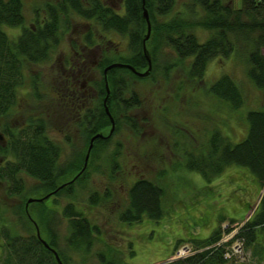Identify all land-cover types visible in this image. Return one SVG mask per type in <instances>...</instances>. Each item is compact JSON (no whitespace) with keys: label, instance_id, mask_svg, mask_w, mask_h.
Wrapping results in <instances>:
<instances>
[{"label":"rangeland","instance_id":"1","mask_svg":"<svg viewBox=\"0 0 264 264\" xmlns=\"http://www.w3.org/2000/svg\"><path fill=\"white\" fill-rule=\"evenodd\" d=\"M102 1L110 4L109 6L119 14L123 13V0ZM230 1L235 8L241 6V0ZM23 2L24 25L28 26L33 22L34 9L39 7L32 4L33 0ZM172 13H180L185 18L202 17L200 9L196 6L192 8L188 0H176ZM59 14L61 42L52 50L50 60L41 64L23 62L24 83L18 87V100L8 117V123L11 125H17L28 116H33L36 110V104L33 103L39 93L45 99H51L53 92L57 91L56 83L61 79L57 63L63 58L66 59L72 50L81 51L85 43L83 36L90 30L89 23L76 15ZM4 29L9 37L19 34V29ZM194 31L201 42L209 35V32L201 27H196ZM100 32L102 31L95 32L97 44L92 46L93 48L86 44L92 49L99 48L101 52V57H96L98 66L88 73L87 84L94 90L87 92L88 97L92 98L89 101L90 109L100 106L106 96L102 79L106 66L103 64H107L105 60L110 64L123 63L119 58L131 56L127 38L112 32ZM154 37L151 23L148 39L151 41L146 43L150 58L153 56ZM154 50L155 69L151 68L145 77H139L131 71L132 74L117 72V79L126 80L127 87L136 93L139 106L125 115L117 111L118 122H115L109 143L97 151L89 166L88 161L89 169L85 179L74 184L72 198L51 194L42 203L34 201L26 209V201L29 198L39 199L51 192H43V196H40L42 192L34 190L36 182L28 177V193L23 198H11L5 195V184L0 181V204L4 211L0 226L11 224L16 232H28L33 226L24 216V209L26 212L29 210L36 227L43 216L55 215L59 221V249L63 251L68 264H100L97 256L99 253L115 256L114 261L117 264H170L189 256L192 253L189 239L208 237L217 226L221 214L236 220L235 224L230 226L233 230L229 234L225 233L223 241L236 235L238 227L256 210L262 193L261 186L247 169L234 165L228 166L219 177L207 183L200 174L185 168L182 153L185 149L201 147L215 129L228 136L232 142L241 141L247 133L246 111L260 107L264 97L249 80L247 60L242 53H232L228 58L216 57L207 65L201 81H190L188 62L180 64L175 54L165 48ZM89 57L87 65L91 66V62L95 60L94 54L89 52ZM147 68L148 65L134 69L143 73ZM223 75L230 77L239 88L244 103L242 107L234 109L210 92V86ZM102 88L103 95L99 94ZM45 104L49 105L48 102ZM56 104V120L47 135L61 146V160L74 162L71 163L72 168L76 167L61 180L62 183L71 181L82 169L90 138L81 133L80 127L74 130L73 127L64 126L59 112L60 105L58 102ZM125 116L131 117L133 128ZM6 123L5 118L0 120V134ZM110 128L111 123L103 130L104 136H108ZM73 131L79 136L77 140ZM65 135H68L67 138ZM113 153H119L113 163H117V167L121 168L115 172L110 171V155ZM111 176H114V179H111ZM139 177H145L162 188L164 216L159 221L144 220L141 223L124 224L119 221L118 215L128 204L127 189ZM106 190L111 191L109 200L101 201L98 205L89 203L92 193L98 191L102 194ZM70 202L91 226L99 230V234L92 236L90 247L83 241L78 243V249L73 250L68 249L64 242L67 221L62 218L61 213L63 207ZM41 211L44 212L42 217ZM59 218L63 220L61 223ZM227 223L223 224L222 228L225 229ZM42 237L47 240L46 233H43ZM233 250L229 264H254L249 252L240 249L237 242L234 243ZM5 254L6 250L0 242V264H4Z\"/></svg>","mask_w":264,"mask_h":264},{"label":"trees","instance_id":"2","mask_svg":"<svg viewBox=\"0 0 264 264\" xmlns=\"http://www.w3.org/2000/svg\"><path fill=\"white\" fill-rule=\"evenodd\" d=\"M188 1L192 8L196 6L200 9L202 17L185 18L180 13H172L176 0H144V3L142 0H123L122 14L114 12L108 5H103L101 0H70L68 5H57L55 12L49 14L43 24H38L36 28H24L18 40L13 41L3 31V26H18L24 23L20 5L16 0H0V120L6 113L10 115L16 105L18 87L24 83L23 62H45L49 49L58 44L61 17L59 12L76 15L89 23L90 30L83 36L88 45L93 44V36L97 30L114 32L127 38L131 56L119 58V61L138 70L147 65L142 52V40L146 32L143 9L146 8L155 35L152 44V70L155 69L154 49L165 48L175 54L180 64L188 62L190 81H201L207 65L216 57L228 58L232 53H242L247 60V76L253 87L264 97V0H241L239 8H235L230 0ZM196 27L209 32L202 42L195 34ZM147 41L150 43L151 40ZM105 61L107 64L103 65L110 64ZM117 72L130 71L115 67L107 72L110 93L106 105L115 122H118L117 111L125 115L139 106L136 94L124 93L127 91V83L123 78L117 79ZM209 90L234 109L244 104L239 88L226 75L214 82ZM103 93L102 88L99 94ZM39 97L44 96L39 93ZM125 119L133 128L131 117L125 116ZM245 120L247 133L241 141L232 142L228 136L215 129L201 147L185 149L182 158L185 168L200 174L207 183L219 177L228 166L247 169L263 191L256 210L238 227L236 235L225 242L222 239L225 233L229 234L233 230L230 226L234 225L236 220L223 214L219 215L217 226L209 236L189 239L192 253L170 264H229L233 256L227 258L226 254L231 253V247L236 242L241 244L244 252H249L254 264L264 263V102L258 108L247 110ZM86 122L89 138L96 133H102L110 124L102 104L88 109ZM42 123L40 119L37 128L33 116L30 115L23 125L7 128L9 139L5 145L0 141V181L5 184L7 197L23 198L29 190L26 185L28 177L36 182L34 190L42 192L40 196H43V192L46 194L55 191L61 180L76 168H72L71 163L74 162H64L60 159L62 149L59 144L48 142L43 137ZM5 128L4 125V132ZM110 137L94 140L88 166L97 151L109 143ZM118 154L110 155L111 172L121 169L120 166L117 167V163H113ZM110 178L114 179V176ZM73 191L74 183H67L54 192L53 196L64 195L71 199ZM110 192L106 190L102 194L98 191L92 193L89 203L98 205L101 201L109 200L112 196ZM126 193L128 204L118 215L120 222L135 224L144 220L159 221L163 218L164 192L160 186L145 177H139ZM24 211V216L33 226L30 230L27 229L28 232H16L11 224L0 226V242L6 250L4 264H59L53 251L57 253L62 264H68L63 251L59 249V221L55 215L42 217L44 212L41 211L42 218L37 228L29 210ZM3 212L0 204V218ZM61 216L67 221V235L64 237L67 248L78 249V243L83 241L90 247L92 236L99 234L97 227L91 226L71 202L63 207ZM59 219L61 223L63 220ZM225 223L228 225L224 229L222 227ZM37 229L42 240L43 233L47 234V240L44 241L50 249L37 236ZM97 256L100 264H117L113 255L99 253Z\"/></svg>","mask_w":264,"mask_h":264},{"label":"flooded vegetation","instance_id":"3","mask_svg":"<svg viewBox=\"0 0 264 264\" xmlns=\"http://www.w3.org/2000/svg\"><path fill=\"white\" fill-rule=\"evenodd\" d=\"M4 1L7 2L8 0H4ZM16 1L20 5L21 15L23 16L24 23H25V15L23 13L24 2H23V0H16ZM67 2L70 3V0H33L32 4L37 5V7H39V8L34 9L33 22L30 23L28 26H25L24 23L20 24L18 26L4 25L3 31L5 32L4 28L14 29V30L19 29V34L17 36H11L12 38L9 37V35L5 32L11 40L17 41L18 38L21 36L24 28H31V27L36 28L38 24L39 25L43 24L47 20V18L49 17V14L55 12V9H54L55 6L54 5H68ZM101 3L103 5H108V6L110 5V4H106L102 0H101ZM42 5H44V6H42ZM110 8L114 12H116L114 10V8H112V7H110ZM116 13H118V12H116ZM100 33H102V32H100ZM104 33H110V32H104ZM112 33H114V32H112ZM114 34H116V33H114ZM93 38H94V40L92 42L93 45H90V47L95 46V44H97L96 43L97 36L94 35ZM60 42H61V39H59L58 44ZM86 44L87 43H83V47H82L81 51H76V50L73 51L72 50L71 52L73 53V55H71V52H70V55L66 59L63 58V60H61L57 63V70L60 71V73H61V74H59V77L61 79L58 83H56L58 85L56 87L57 91L53 92V94L51 95V99L47 100V99H45V97H39L38 96L35 99V102L33 103V104H36V105H34L36 107V110L33 114V120L35 122V126L38 128V125L40 124V119H42V122H43L42 123L43 124L42 135H43V137H45L48 140V142L55 143L54 139H51L48 135H49L50 128L54 125L53 122L56 120V114H57L56 110H55V105H57L56 102H58V104L60 105L59 112H60V117L62 118L64 126L67 125L68 128L73 127L74 130L77 127H80L82 129L81 133L83 135H85V137L87 135V133H86V126H87L86 119H87V113H88V109H89V101H90V99H92L91 97H88L87 92H88V90H90V91L93 90L92 86L87 84V81L89 80L88 79L89 78L88 73L90 72V70H94V67L98 66V61L96 60V57H98V58L101 57V52H100L99 48L92 49L93 47L89 48V47H87ZM127 44H128V40H127ZM57 45H55L54 47H51V49H49L48 59L45 62L50 60V58L52 57L51 56L52 50ZM85 50H86V52H85ZM89 52H92L94 54V59H95V60H93L94 62L93 61L91 62V64H90L91 66L87 65L89 58H90ZM42 63H44V62H42ZM36 64H38V63H36ZM39 64H41V63H39ZM123 64L128 65V63H123ZM122 68L128 69L133 74L137 75L134 71H132L128 67H122ZM138 72H140V71H138ZM102 79H104L103 74H102ZM126 88H127V91L124 93H126L127 95L136 94L134 91H131L130 88H128L127 86H126ZM17 100L18 99L16 97V101ZM103 100L104 99H102L101 103H102V106L104 109ZM45 102L46 103L48 102L49 105L45 104ZM9 116L10 115L8 113H6L5 116L3 117L7 121V123L5 124V127H6L5 132L3 129L1 132L2 139H0V141L2 142L3 145H5L9 139V135L7 133V128H9V127L12 128L13 126L23 125V123H25V121H26V119L25 120L23 119L17 125L16 124L11 125L10 123H8V117ZM73 133L75 134V140H77V138L79 136L74 131H73ZM67 136L65 135L64 137L67 138ZM92 136L93 135H91V137ZM67 142H69V141H67ZM61 154H62V152H61ZM60 159H62V155L60 156ZM74 166H77V165H74ZM85 175H86V168H85V170H83V172H81L79 174L76 173V175H74V177H73L74 178L73 181L68 180V181L62 182V183H60L59 186L61 187L67 183H72V182L74 184H76L77 182L84 180ZM52 196H53V194H52Z\"/></svg>","mask_w":264,"mask_h":264},{"label":"water","instance_id":"4","mask_svg":"<svg viewBox=\"0 0 264 264\" xmlns=\"http://www.w3.org/2000/svg\"><path fill=\"white\" fill-rule=\"evenodd\" d=\"M142 3H144V0H142ZM143 17H144V20L146 22V33L143 37V40H142V50H143V55L147 61V65H148V68L145 72L143 73H140V72H137L131 65H127V64H123V63H111L109 64L108 66H106L104 69H103V77H104V83H105V88H106V96L103 100V104H104V110H105V113L107 114L109 120H110V123H111V128H110V131H109V134L108 136H111V134L113 133L114 131V127H115V121L113 119V117L111 116L110 112H109V109L106 105V100L108 98V95H109V88H108V83H107V71L112 69V68H115V67H128L130 68L132 71H134L137 75L141 76V77H144L146 75H148L149 71L151 70L152 68V63H151V58H150V55L146 49V41L149 39V36H150V32H151V22H150V18H149V14H148V11L146 8L143 9ZM108 136H104L102 133H96L94 134L90 140H89V145H88V148H87V151H86V154H85V157H84V165L82 167V169L80 170L79 173L83 172V170H85V168L87 167V163H88V159H89V155H90V151L92 149V146H93V142L96 138H105V137H108ZM0 139H2V135L0 134ZM78 173V174H79ZM74 178L71 180L73 181ZM62 187V186H61ZM60 186L55 190V191H52L51 193H49L48 195H45L44 197H41L39 199H33V198H29L27 201H26V205H25V208L27 209L28 205L34 201H43L44 199H46L48 196H50L51 194H53L54 192H56L59 188H61ZM263 192V191H262ZM261 198V196H260ZM37 236L40 238L39 236V232H38V229H37ZM41 239V238H40ZM41 242L47 247L49 248L48 244L41 239ZM50 249V248H49ZM53 251V250H52ZM54 252V255L57 259V262L59 264H62L60 259L58 258V255L55 251Z\"/></svg>","mask_w":264,"mask_h":264},{"label":"built area","instance_id":"5","mask_svg":"<svg viewBox=\"0 0 264 264\" xmlns=\"http://www.w3.org/2000/svg\"><path fill=\"white\" fill-rule=\"evenodd\" d=\"M222 241H223V239H222ZM224 242V241H223ZM238 244H239V246H240V249H242L241 248V244L239 243V242H237ZM234 245V244H233ZM233 245H232V247H231V249H232V251H231V253L230 254H226V256H227V258H230V257H232L233 256Z\"/></svg>","mask_w":264,"mask_h":264}]
</instances>
